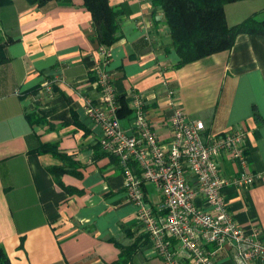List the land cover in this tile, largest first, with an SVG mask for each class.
Instances as JSON below:
<instances>
[{
  "label": "crops",
  "instance_id": "0c3cea01",
  "mask_svg": "<svg viewBox=\"0 0 264 264\" xmlns=\"http://www.w3.org/2000/svg\"><path fill=\"white\" fill-rule=\"evenodd\" d=\"M108 1L123 14L105 64L82 0L0 7V42L9 40L0 63V245L11 264H113L120 246L133 242L139 246L131 264H164L126 198L117 159L100 148L101 129L85 114L87 99L100 101L97 66L118 96H144L162 142L170 137V103L208 132L244 133L253 183L222 192L235 221L246 231L259 228L264 238V34L240 33L229 50L175 69L178 56L156 0ZM224 11L228 25L253 13L262 19L264 0L227 3ZM132 117V110L119 117L122 127ZM53 143L61 156L37 151ZM220 165L226 177L240 170L226 156ZM52 166L64 169L60 181L75 192L57 184ZM177 258L193 264L181 253ZM212 264L235 263L223 250Z\"/></svg>",
  "mask_w": 264,
  "mask_h": 264
},
{
  "label": "built area",
  "instance_id": "2783aa9c",
  "mask_svg": "<svg viewBox=\"0 0 264 264\" xmlns=\"http://www.w3.org/2000/svg\"><path fill=\"white\" fill-rule=\"evenodd\" d=\"M99 51L107 63L106 49ZM95 75L100 101L87 99L85 114L101 129L100 148L122 169L126 198L135 205L154 253L164 264H179L177 253L193 264H212L223 250L235 264H264L261 230L246 231L236 222L222 192L227 185L246 189L253 183L254 175L245 168L244 133L208 132L202 120L170 103V137L162 142L147 116L144 96L135 91L128 101L131 124L124 128L111 78L98 66ZM223 156L240 167L235 175L222 174ZM148 182L160 194L156 203L147 198Z\"/></svg>",
  "mask_w": 264,
  "mask_h": 264
},
{
  "label": "trees",
  "instance_id": "16d2710c",
  "mask_svg": "<svg viewBox=\"0 0 264 264\" xmlns=\"http://www.w3.org/2000/svg\"><path fill=\"white\" fill-rule=\"evenodd\" d=\"M26 1L30 5L43 6L49 2L69 3L71 0ZM236 1L240 0H156V5L162 10L170 36L169 48L178 56L177 62L172 65L173 68H180L211 54L229 50L240 33L264 34V17L258 19L256 17L258 13H253L236 24H227L224 6ZM11 2L12 0H0V7ZM82 2L91 15L95 40L100 47L108 48L121 36L122 6H111L108 0H82ZM7 42L9 40L0 42V63L7 59L4 52ZM117 98L119 102L117 114L123 118L131 113V109L124 95H119ZM37 151L61 156L57 151L56 143L43 144ZM48 170L57 184L70 192L74 191L60 181L64 169L52 166ZM138 246L136 242L120 246L119 256L113 264H131ZM0 264H11L1 245Z\"/></svg>",
  "mask_w": 264,
  "mask_h": 264
},
{
  "label": "rangeland",
  "instance_id": "374dc122",
  "mask_svg": "<svg viewBox=\"0 0 264 264\" xmlns=\"http://www.w3.org/2000/svg\"><path fill=\"white\" fill-rule=\"evenodd\" d=\"M122 123H123V121H122ZM146 184H147V187L149 189V196H148L149 200L153 201V202L159 200L160 199V194L158 193V191L156 190L154 185L149 183V182L146 183Z\"/></svg>",
  "mask_w": 264,
  "mask_h": 264
}]
</instances>
